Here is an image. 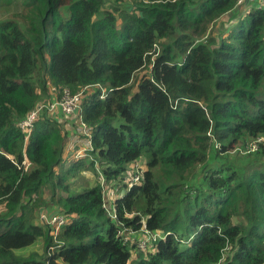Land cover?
Returning a JSON list of instances; mask_svg holds the SVG:
<instances>
[{
    "label": "trees",
    "instance_id": "1",
    "mask_svg": "<svg viewBox=\"0 0 264 264\" xmlns=\"http://www.w3.org/2000/svg\"><path fill=\"white\" fill-rule=\"evenodd\" d=\"M0 264H264V0H0Z\"/></svg>",
    "mask_w": 264,
    "mask_h": 264
},
{
    "label": "built area",
    "instance_id": "2",
    "mask_svg": "<svg viewBox=\"0 0 264 264\" xmlns=\"http://www.w3.org/2000/svg\"><path fill=\"white\" fill-rule=\"evenodd\" d=\"M81 101V96L79 94H71L68 89H64V92L60 98L54 99L51 102L47 103L46 106L49 109L61 108L62 111L66 114H74L75 111L79 108ZM45 104H40L39 108H42ZM38 114V109L34 110L27 119L21 122L22 126H30L32 125L33 120L36 118ZM81 125L83 126V131H86L85 123L81 120ZM252 148H256V146H252ZM79 155V154H78ZM136 167H139L138 163H135ZM139 176L136 175L132 178V182L138 181ZM43 217L45 215L43 214ZM57 222V224L64 223V217L62 215H57L52 218V223ZM140 232L139 238H137L138 246L142 249H149V247L153 244V242L158 238L161 237L162 234L158 231L151 232L148 228L146 223H144L143 227L138 230ZM137 232L135 233V239L137 237Z\"/></svg>",
    "mask_w": 264,
    "mask_h": 264
},
{
    "label": "rangeland",
    "instance_id": "3",
    "mask_svg": "<svg viewBox=\"0 0 264 264\" xmlns=\"http://www.w3.org/2000/svg\"><path fill=\"white\" fill-rule=\"evenodd\" d=\"M147 70L146 69H143L139 72L136 73L137 76H141L143 75L144 73H146ZM49 86L52 88V85L49 84ZM68 116H74V114H66V113H60L59 117L60 119L62 120L64 117L67 118ZM70 121V120H69ZM71 130H73L72 128H70ZM242 150V149H241ZM84 150H79L78 151V154L81 155ZM66 155H70V153L68 152V149H67V153ZM90 178L91 181H95L96 182V175H95V172H93V170H82L81 172H79L77 174V176L72 179V184L73 186H78V187H82V183L85 182V180H88ZM76 188V187H75ZM47 190V189H46ZM51 209H53L51 207ZM50 209V210H51ZM43 247V241L41 242V240H38L37 242H35L34 244L32 245H29L25 248H23L22 250H37L39 252H42V248ZM27 252V251H26Z\"/></svg>",
    "mask_w": 264,
    "mask_h": 264
},
{
    "label": "clouds",
    "instance_id": "4",
    "mask_svg": "<svg viewBox=\"0 0 264 264\" xmlns=\"http://www.w3.org/2000/svg\"><path fill=\"white\" fill-rule=\"evenodd\" d=\"M56 109H58V110H59V109H61V108H55V110H56ZM61 110H62V109H61ZM62 112H63V111H62ZM63 113H64V112H63Z\"/></svg>",
    "mask_w": 264,
    "mask_h": 264
},
{
    "label": "crops",
    "instance_id": "5",
    "mask_svg": "<svg viewBox=\"0 0 264 264\" xmlns=\"http://www.w3.org/2000/svg\"><path fill=\"white\" fill-rule=\"evenodd\" d=\"M68 117H70V116H68ZM69 120H71V119H69Z\"/></svg>",
    "mask_w": 264,
    "mask_h": 264
}]
</instances>
